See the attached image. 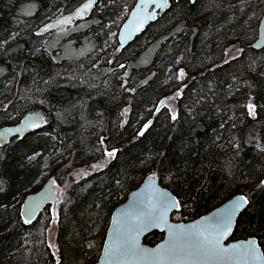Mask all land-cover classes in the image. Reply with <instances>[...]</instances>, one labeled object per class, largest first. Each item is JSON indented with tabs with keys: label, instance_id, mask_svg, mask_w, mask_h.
Instances as JSON below:
<instances>
[{
	"label": "trees",
	"instance_id": "1",
	"mask_svg": "<svg viewBox=\"0 0 264 264\" xmlns=\"http://www.w3.org/2000/svg\"><path fill=\"white\" fill-rule=\"evenodd\" d=\"M83 1L0 0V127L29 113L44 118L41 130L0 147V264H57L46 238L53 224L60 264H94L104 235L96 228L147 167L179 201L173 220L245 195L230 240L255 237L264 253V48L250 39L264 0H169L122 50L117 32L136 0H98L73 30L43 40L42 25ZM195 66L201 71L176 79L179 67ZM241 76L243 98L230 101ZM170 91L180 92L176 120L163 106L154 111ZM90 165L101 167L85 172ZM46 175L60 188L57 220L44 209L25 223L19 204ZM162 237L154 231L144 242Z\"/></svg>",
	"mask_w": 264,
	"mask_h": 264
},
{
	"label": "water",
	"instance_id": "2",
	"mask_svg": "<svg viewBox=\"0 0 264 264\" xmlns=\"http://www.w3.org/2000/svg\"><path fill=\"white\" fill-rule=\"evenodd\" d=\"M193 2V0H190ZM88 0H84L79 5H77L72 11L62 14L61 16L56 17L44 25H42L39 29V34L45 35L55 31L60 27L69 26L71 24H76L78 22H82L89 18L95 6L98 2L93 4L91 10H89L83 17L75 16V12L78 8L82 7L83 4L87 3ZM160 2V0H157ZM167 4L163 8H157L154 4L151 3V0H136L134 7L129 11L125 21L123 22L118 34H117V43L118 50L125 48L129 45L135 37H137L141 32L145 30V28L156 20L157 12L159 9H165ZM66 17H72L70 23L64 24L61 21L65 20ZM143 19L144 23L143 26L137 30V25L139 21ZM251 47L255 50H260L264 48V14L258 21L257 24V37L253 41ZM182 80V79H180ZM29 124L33 126H29ZM38 125V126H35ZM44 126V118L39 113H29L25 115L18 123L12 125H4L0 127V147L5 146L11 139L16 137H24L28 134L37 132L42 129ZM19 129L17 132L16 130ZM109 157V156H108ZM113 159V157H109ZM150 177H154L153 179H149ZM264 181V177L261 182ZM264 187V186H263ZM153 189H155L156 193H167L168 197L174 201H178L177 197L167 188L162 187L159 184V180L156 175L154 174H147L141 184L131 190L127 198L124 202L117 205L111 216L110 222L108 224V228L104 237V241L102 244L101 252L99 257L94 262V264H165V262L155 260L150 253L157 252L163 246H166L169 241V228H188L191 225H195L197 223H203L205 220L210 219L211 217L223 213L226 208H229L233 201L239 197L244 196L246 199L247 197L242 194L233 195L224 201L219 206L215 207L211 211L193 219L190 221H176L172 219V213L179 210V207L170 208L167 211L166 219L167 224L162 225L160 227H153L147 231H143L139 234L137 238H135V243L138 248L142 251V255L136 257H127L121 260H113L111 256L107 253L106 249L109 245L112 244L114 240V233L115 230L121 225L128 221L129 216L134 211L131 207L135 201L139 200H146L152 195ZM248 201V199H247ZM57 202H58V195L55 189V182L52 179H48L36 192L27 195L21 205L20 215L25 221V219H30V221L34 220L37 214L48 204L53 205L52 209V223H55L57 220L58 212H57ZM248 203L239 211L237 212L232 218V229L224 237L222 241V246L228 249H232L234 246L239 247L241 245H245L249 240H256V255L260 257V259H249L247 261L243 259H236L233 261L223 262V264H264V253L258 244V240L255 237H249L246 239H239V240H230L236 225V221L238 216L246 209ZM34 212V215L31 217L27 215H22V212ZM158 232L163 234L161 240L157 243L150 245L144 242V239L147 235L152 232Z\"/></svg>",
	"mask_w": 264,
	"mask_h": 264
},
{
	"label": "snow or ice",
	"instance_id": "3",
	"mask_svg": "<svg viewBox=\"0 0 264 264\" xmlns=\"http://www.w3.org/2000/svg\"><path fill=\"white\" fill-rule=\"evenodd\" d=\"M195 2V0H193ZM96 0H88L82 7L78 8L75 16L83 17L92 9ZM157 8H163L168 0H151ZM72 17H66L61 23H70ZM144 20L141 19L137 25V30L143 26ZM123 67V65H121ZM185 75L180 70L178 77ZM178 91L175 96L178 97ZM175 98V97H174ZM163 105L164 102L162 101ZM248 114L255 116V106L252 103L247 105ZM127 111V110H125ZM159 111V109H157ZM172 120H176L175 114L171 116ZM146 123L138 135L143 136L144 131L149 127ZM29 126H33L29 124ZM38 126V125H35ZM17 132L19 129L16 130ZM109 157L116 156V150L106 153ZM99 167V165H94ZM150 177L149 179H153ZM264 186V181L261 182ZM247 199L244 196L237 197L229 208L223 213L217 214L203 223L191 225L188 228L176 227L169 228V241L155 253H150L155 260L165 262V264H223V262L233 261L236 259H260L256 255V240H249L245 245L228 249L222 246V241L232 229V218L246 204ZM179 201H174L168 197L167 193H156L153 189L152 195L146 200L135 201L131 206L134 211L129 216L126 223L121 224L114 233V240L106 249L107 253L113 260H121L127 257H136L142 255V251L135 243V238L143 231H147L153 227H160L167 224V211L170 208H178ZM22 215L31 217L34 212H22ZM25 223H30V219H25ZM51 247V245L49 246ZM57 264H60L57 261Z\"/></svg>",
	"mask_w": 264,
	"mask_h": 264
},
{
	"label": "rangeland",
	"instance_id": "4",
	"mask_svg": "<svg viewBox=\"0 0 264 264\" xmlns=\"http://www.w3.org/2000/svg\"><path fill=\"white\" fill-rule=\"evenodd\" d=\"M167 7H168V5H167ZM167 7L163 10V9H159V13L160 12H162V11H165L166 9H167ZM262 16V14L258 17V20H259V18ZM258 20H257V22H258ZM258 24V23H257ZM76 25H78L77 23H76ZM76 25H73V26H67V27H64V28H69L70 30H73V28H75L74 26H76ZM255 28V27H254ZM256 28H257V26H256ZM254 29V33L253 34H255L254 35V37H252V38H250L251 39V42L257 37V29ZM58 32H63V33H65L67 30H65V29H60V30H58V29H56ZM55 30V31H56ZM54 33V31L53 32H51V33H48V34H45V35H41V36H43V40H47V39H49V37L52 35ZM124 49V48H123ZM256 67H257V65L255 64V65H252L251 67H249L248 68V73L252 76V77H255L256 75H258V73H257V69H256ZM178 72H180V70H183L184 71V73H185V75L181 78V77H178V73L176 74V79H185V80H187L188 79V77H189V75H190V73H191V71H194L195 70V72H199V71H201V68L199 67V66H195V67H193L192 69H189V71H187V70H184V69H181V67H179L178 69ZM81 81V80H80ZM235 81V85L233 86V88H232V94H234L233 95V97H234V99H230V101H233V102H235V101H239L240 99H242L243 98V93H244V91H245V84H244V82H243V79H242V76H241V78L240 79H237V80H234ZM83 82V81H82ZM86 82V81H85ZM84 83V82H83ZM90 83V85L91 86H95L96 85V83L95 82H92V81H90L89 82ZM177 92L176 91H170V92H168L167 94H165L161 99H160V101L157 103V105H156V107L154 108V111L156 110V108H157V106L159 107V106H163L162 108H166L167 109V111L169 112V114L170 115H173V114H176V112H177V97L175 96V94H176ZM175 97V98H174ZM164 102V104L162 105L161 104V102ZM249 102H250V96H249V98L247 99V101H246V104L248 105L249 104ZM159 108H161V107H159ZM161 108V109H162ZM125 110H127V111H125ZM127 112H128V108L126 109H124L123 110V116L124 117H126V114H127ZM252 117H255V116H252ZM126 121V118L124 119V122ZM121 122V121H120ZM258 146H259V148H261V149H263L264 148V144L262 145V143L260 142V144L258 143ZM112 150H114V149H107V148H105L104 149V152L105 153H107V152H109V151H112ZM61 156V155H60ZM53 158H55V156L53 157ZM53 158H51V159H46V164L49 162V161H51ZM59 160V159H58ZM57 160V161H58ZM60 164H61V162H59ZM99 167H101V166H99ZM147 168H149V167H147ZM146 168V169H147ZM95 169H100V168H96V167H94V165H90V166H87L86 167V169H85V172H91V171H93V170H95ZM146 169H144V168H141L139 171H141V172H143V174H145V176L147 175L146 173H148V169L146 170ZM81 175H83L84 173L83 172H81L80 173ZM73 179H75V177H76V174L75 173H72L71 175H70ZM145 178V177H144ZM143 178V179H144ZM48 179H52V177L50 176V175H46L45 176V180L43 181V182H46ZM132 181H133V179L132 180H129V182L128 183H132ZM143 181V180H142ZM42 182V183H43ZM137 183V181H135V184ZM141 184V183H140ZM139 184V185H140ZM55 185H56V188H57V193H58V195H59V193H60V188H59V186L57 185V183H55ZM138 185V186H139ZM137 185H136V187H134L133 189H135V188H137L138 187ZM132 189V190H133ZM131 190L130 189H125L124 191H122L121 193H120V195H119V197H118V199L116 200V201H114L113 202V204L111 205V206H114L115 205V207L117 206V205H119L120 203H122V202H124L125 200H126V198H127V195H128V193L130 192ZM60 201V197H58V202ZM113 212V211H112ZM112 214V213H111ZM111 214H110V216H111ZM177 221V220H176ZM109 222H110V217H109V220H108V224H109ZM108 224L105 226V222L103 223H101L100 225H99V227L98 228H96V232H95V234L97 233V234H99L100 233V235H102V233H103V231H104V235H103V241H104V237H105V234H106V231H107V228H108ZM105 226V227H104ZM56 225L55 224H53V225H51V226H49L48 228H47V230H46V238H47V243H48V245L50 246L51 245V247H49L50 248V250H51V253L53 254V257H54V260H55V262L57 263V261H59V251H58V246H57V241H56ZM103 241H102V244H103Z\"/></svg>",
	"mask_w": 264,
	"mask_h": 264
},
{
	"label": "flooded vegetation",
	"instance_id": "5",
	"mask_svg": "<svg viewBox=\"0 0 264 264\" xmlns=\"http://www.w3.org/2000/svg\"><path fill=\"white\" fill-rule=\"evenodd\" d=\"M136 3V2H135ZM169 4V0H168V3H167V5ZM135 5V4H134ZM133 8V7H132ZM163 12V11H162ZM127 15H128V13L126 14V16L123 18V21H121V23H120V25H119V30H120V28H121V26H122V24H123V22L125 21V19H126V17H127ZM159 15V10H158V12H157V16ZM157 18V17H156ZM72 25V24H71ZM70 26V25H69ZM119 30H118V32H119ZM117 32V33H118ZM118 45L119 44H117V49H118ZM122 50V49H121ZM248 110V109H247ZM53 180V179H52ZM45 182H38L37 184H36V186H37V189L36 190H34V191H31V192H29V193H26V195L23 197V199L21 200V202H20V204H19V207H20V209H21V205H22V203H23V201H24V199H25V197L27 196V195H29V194H31V193H34V192H36L43 184H44ZM58 195V194H57ZM58 197H59V195H58ZM57 204H58V202H57ZM57 206V205H56ZM20 209H19V214H20ZM44 209H47V210H50V211H52V209H53V205L52 204H48V205H46L42 210H44ZM41 210V211H42ZM40 211V212H41ZM39 212V213H40ZM38 213V214H39ZM38 214H37V216H38ZM36 216V217H37ZM20 217H21V215H20ZM21 219L23 220V218L21 217ZM24 221V220H23ZM33 221V220H32ZM31 221V222H32ZM52 221V219L50 220V222Z\"/></svg>",
	"mask_w": 264,
	"mask_h": 264
}]
</instances>
